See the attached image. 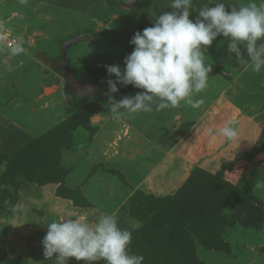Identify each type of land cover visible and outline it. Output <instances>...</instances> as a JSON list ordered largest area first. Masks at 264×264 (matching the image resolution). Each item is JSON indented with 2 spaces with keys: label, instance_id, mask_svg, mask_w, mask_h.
I'll return each instance as SVG.
<instances>
[{
  "label": "rangeland",
  "instance_id": "374dc122",
  "mask_svg": "<svg viewBox=\"0 0 264 264\" xmlns=\"http://www.w3.org/2000/svg\"><path fill=\"white\" fill-rule=\"evenodd\" d=\"M249 2L261 0H228L233 6ZM168 3L0 0V264H52L41 243L47 222L80 212H116L119 226L132 233L130 250L144 256L143 264H264V72L247 69L227 53V39L218 37L206 53L213 68L207 88L195 97L204 101L199 108L182 102L119 119L109 111L104 65L123 67L134 33L171 11ZM89 28L91 34L68 55L78 76L99 80L105 95L77 96L70 103L65 79L38 55H56L61 39ZM16 44L23 51L13 55ZM118 88L117 99L141 91ZM233 118L238 132L229 141L217 131ZM22 158L38 160L42 182L20 171L7 176ZM196 169L232 187L214 235L227 249L209 248L184 226L192 246L184 262L173 261L152 250L141 229L156 224L170 236L156 198L174 194ZM54 171L58 179L48 181ZM68 264L86 262L70 258Z\"/></svg>",
  "mask_w": 264,
  "mask_h": 264
},
{
  "label": "clouds",
  "instance_id": "9594fccd",
  "mask_svg": "<svg viewBox=\"0 0 264 264\" xmlns=\"http://www.w3.org/2000/svg\"><path fill=\"white\" fill-rule=\"evenodd\" d=\"M167 7L172 10L156 15L152 26L134 33L129 41L134 49L124 57L123 67L104 65L108 108L117 119L154 108H176L182 102L199 108L204 101L195 97L207 88L213 68L206 53L218 37L227 39V53L247 69L264 72V0L239 6L209 0L198 8L193 0H169ZM194 11L197 15L190 18ZM22 51L20 44L11 48L13 55ZM118 84L141 91L117 99L113 94L119 92ZM236 125L235 118L226 120L217 134L230 141L237 136ZM131 241L132 233L119 226L116 212L96 217L80 212L47 222L41 243L45 260L52 264H68L70 258L86 264H143L144 256L130 250Z\"/></svg>",
  "mask_w": 264,
  "mask_h": 264
},
{
  "label": "trees",
  "instance_id": "16d2710c",
  "mask_svg": "<svg viewBox=\"0 0 264 264\" xmlns=\"http://www.w3.org/2000/svg\"><path fill=\"white\" fill-rule=\"evenodd\" d=\"M40 61L45 64L52 71L60 74L59 67L56 62V55L40 53ZM68 101L73 103L76 101L75 95L71 90L64 85ZM23 160H16L10 165L9 173L7 176L13 175L14 172L24 173L29 180H36L42 182L41 178L37 175L38 160L29 158ZM228 166H231L229 164ZM55 171L51 174L48 181H56ZM6 180V177H5ZM4 181V180H3ZM232 187L220 176L207 174L200 169L194 170L188 181L174 194L164 197L156 198L159 207L162 209L161 214L165 217L163 223L169 222L170 236L166 235V231L152 225V228L146 229V224L142 226V232L148 236L146 242L151 244L154 249L166 252L171 255V260L184 262L186 260V251L192 246L191 239L185 232L184 226L190 227L191 230L197 235L198 239L208 247H217L219 250L227 249L223 246L221 241L216 237V228L222 225V214L227 199L229 197V190ZM139 219H145L141 214ZM150 225V224H149ZM218 240V241H217Z\"/></svg>",
  "mask_w": 264,
  "mask_h": 264
},
{
  "label": "water",
  "instance_id": "95a60500",
  "mask_svg": "<svg viewBox=\"0 0 264 264\" xmlns=\"http://www.w3.org/2000/svg\"><path fill=\"white\" fill-rule=\"evenodd\" d=\"M125 2L135 5L139 0H124ZM91 29H87L83 32H79L75 35H71L66 39H61L58 43L59 52L56 54V62L59 66L62 76L66 81L67 86L71 90L72 94L78 96L82 100H87L92 95L103 97L105 93L100 89L101 85L99 80L85 81L83 77H79L76 74L77 69L71 65V59L68 56L69 48L78 45L85 40Z\"/></svg>",
  "mask_w": 264,
  "mask_h": 264
},
{
  "label": "flooded vegetation",
  "instance_id": "af4514ba",
  "mask_svg": "<svg viewBox=\"0 0 264 264\" xmlns=\"http://www.w3.org/2000/svg\"><path fill=\"white\" fill-rule=\"evenodd\" d=\"M69 50H70V48H69ZM69 50H68V53H69ZM57 52H59V47H58V49H57ZM69 56V55H68ZM59 67V66H58ZM59 70H60V68H59ZM78 70H77V72H76V74L75 75H77L78 76ZM60 74L62 75V73H61V70H60ZM63 77V76H62ZM66 84V83H65ZM100 89H101V87H100ZM93 96V95H92ZM96 96V95H95Z\"/></svg>",
  "mask_w": 264,
  "mask_h": 264
},
{
  "label": "built area",
  "instance_id": "2783aa9c",
  "mask_svg": "<svg viewBox=\"0 0 264 264\" xmlns=\"http://www.w3.org/2000/svg\"><path fill=\"white\" fill-rule=\"evenodd\" d=\"M13 43H14V40H10V41L8 42L9 46H12Z\"/></svg>",
  "mask_w": 264,
  "mask_h": 264
}]
</instances>
